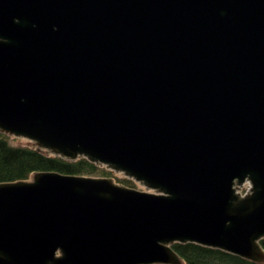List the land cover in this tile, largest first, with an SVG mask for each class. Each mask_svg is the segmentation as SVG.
<instances>
[{"label": "water", "instance_id": "1", "mask_svg": "<svg viewBox=\"0 0 264 264\" xmlns=\"http://www.w3.org/2000/svg\"><path fill=\"white\" fill-rule=\"evenodd\" d=\"M0 132L160 191L0 183V264L264 262V0H0Z\"/></svg>", "mask_w": 264, "mask_h": 264}, {"label": "trees", "instance_id": "2", "mask_svg": "<svg viewBox=\"0 0 264 264\" xmlns=\"http://www.w3.org/2000/svg\"><path fill=\"white\" fill-rule=\"evenodd\" d=\"M55 172L63 175L113 178L112 170L104 165L90 161L86 157L68 160L61 156L48 154L31 144L14 145L9 134L0 132V183L29 180L32 175ZM115 179V177H114ZM116 181L125 186H134V181L118 177ZM264 249V238L260 240ZM173 249L180 256L181 263L150 264H264L232 253L222 248L208 246L193 241L176 242Z\"/></svg>", "mask_w": 264, "mask_h": 264}, {"label": "rangeland", "instance_id": "3", "mask_svg": "<svg viewBox=\"0 0 264 264\" xmlns=\"http://www.w3.org/2000/svg\"><path fill=\"white\" fill-rule=\"evenodd\" d=\"M10 135L11 139H12V144L14 145H24V144H31L33 145L34 147H38L37 146V142L36 141H32L30 140L29 138H26V137H23V136H17V135H14V134H11V133H7ZM44 150V149H43ZM107 169L109 170H112L113 173H114V177L115 179H117L118 177L120 178H128V179H131L132 181H134V187H137L139 189H142L144 191H147L149 193H159L160 191L159 190H155L153 188H151L150 186H148L145 182H142V181H137L136 179H134L133 177H130V176H127V174L124 172V171H121V170H114V169H110V167L107 165V164H103ZM34 175L31 176V178L29 179L30 181H32L34 179ZM113 177V178H114ZM112 178V177H111ZM247 186H249L250 184L247 183L246 184Z\"/></svg>", "mask_w": 264, "mask_h": 264}, {"label": "built area", "instance_id": "4", "mask_svg": "<svg viewBox=\"0 0 264 264\" xmlns=\"http://www.w3.org/2000/svg\"><path fill=\"white\" fill-rule=\"evenodd\" d=\"M249 183L250 185L247 186L246 184ZM241 188H238L237 191L241 193L242 196H245L248 191L251 189L252 184L249 180H247L243 185H240Z\"/></svg>", "mask_w": 264, "mask_h": 264}]
</instances>
